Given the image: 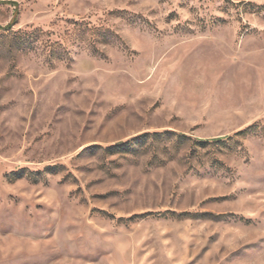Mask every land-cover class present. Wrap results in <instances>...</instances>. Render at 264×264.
I'll list each match as a JSON object with an SVG mask.
<instances>
[{
	"label": "rangeland",
	"instance_id": "rangeland-1",
	"mask_svg": "<svg viewBox=\"0 0 264 264\" xmlns=\"http://www.w3.org/2000/svg\"><path fill=\"white\" fill-rule=\"evenodd\" d=\"M0 264H264V0H0Z\"/></svg>",
	"mask_w": 264,
	"mask_h": 264
}]
</instances>
